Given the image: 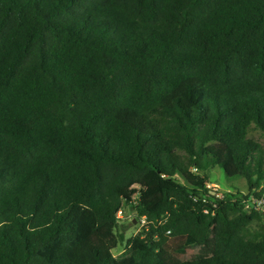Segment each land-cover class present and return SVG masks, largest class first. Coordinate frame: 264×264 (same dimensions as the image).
Here are the masks:
<instances>
[{
    "label": "trees",
    "instance_id": "obj_1",
    "mask_svg": "<svg viewBox=\"0 0 264 264\" xmlns=\"http://www.w3.org/2000/svg\"><path fill=\"white\" fill-rule=\"evenodd\" d=\"M252 129L264 0H0V264H264Z\"/></svg>",
    "mask_w": 264,
    "mask_h": 264
},
{
    "label": "rangeland",
    "instance_id": "obj_2",
    "mask_svg": "<svg viewBox=\"0 0 264 264\" xmlns=\"http://www.w3.org/2000/svg\"><path fill=\"white\" fill-rule=\"evenodd\" d=\"M249 137L258 142L264 148V135L258 130L252 129L249 133ZM209 182L214 183L218 187L219 193H224L226 190L231 193L242 192L246 193V185L243 179H227L224 173L219 168L208 170ZM142 222L130 208H123L121 215L118 217V230L125 229V240L130 239L138 235L142 230ZM124 248V243L119 245L112 251L113 255L119 254ZM201 252V249L189 250L181 256H177L178 259H192Z\"/></svg>",
    "mask_w": 264,
    "mask_h": 264
},
{
    "label": "built area",
    "instance_id": "obj_3",
    "mask_svg": "<svg viewBox=\"0 0 264 264\" xmlns=\"http://www.w3.org/2000/svg\"><path fill=\"white\" fill-rule=\"evenodd\" d=\"M207 188L210 189L213 193H215V196L217 198H222L223 193L218 192V187L214 184H208ZM242 209L245 212H250L251 210H254L258 213H261L264 215V195L260 197H255V196H249L246 200L242 202ZM122 211H119L117 214V217L121 215ZM142 224H145V218L141 217L140 218ZM142 225V226H143Z\"/></svg>",
    "mask_w": 264,
    "mask_h": 264
},
{
    "label": "crops",
    "instance_id": "obj_4",
    "mask_svg": "<svg viewBox=\"0 0 264 264\" xmlns=\"http://www.w3.org/2000/svg\"><path fill=\"white\" fill-rule=\"evenodd\" d=\"M211 184H214V183H211ZM225 192H228V190H226Z\"/></svg>",
    "mask_w": 264,
    "mask_h": 264
}]
</instances>
